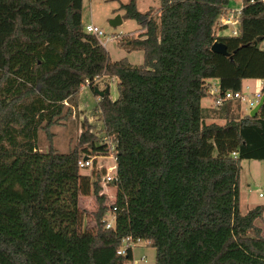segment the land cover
Masks as SVG:
<instances>
[{
  "label": "trees",
  "instance_id": "obj_1",
  "mask_svg": "<svg viewBox=\"0 0 264 264\" xmlns=\"http://www.w3.org/2000/svg\"><path fill=\"white\" fill-rule=\"evenodd\" d=\"M137 1L124 18L143 32L119 44L142 50L141 65L110 59L85 30L83 0H0V264H132L131 248L118 254L127 237L155 248L156 264H264V208L240 209L242 162L264 160V105L254 118L240 101L202 105L264 83V0H241L236 35L225 22L237 0H160L153 12ZM104 76L119 81L118 98L95 93L99 132L85 122L69 153L40 150V131L52 139ZM213 135L234 138L236 152L204 156ZM106 156L117 167L109 183L97 167ZM83 197L97 205L92 224Z\"/></svg>",
  "mask_w": 264,
  "mask_h": 264
},
{
  "label": "rangeland",
  "instance_id": "obj_2",
  "mask_svg": "<svg viewBox=\"0 0 264 264\" xmlns=\"http://www.w3.org/2000/svg\"><path fill=\"white\" fill-rule=\"evenodd\" d=\"M129 0H83V25H94L101 28L104 36L101 37V42L109 53L112 61L127 59L131 64L141 65L144 62L143 51L134 49L132 51L120 46L119 39L127 37L126 39L135 38L140 33V27L135 20L124 18L125 10L123 5L127 4ZM158 8L160 0H138L137 8L140 12H146L147 7ZM230 13L228 19H231L229 24V32L237 29V13L242 7V1H233L230 6ZM117 17H121L122 24L113 27L111 22ZM118 80L109 77H101L97 79L93 88L84 86L80 94L78 106L73 110V114L68 120H63L62 124L52 127V139H47V134L41 130L39 133L38 145L40 150L47 151L52 145L59 153H69L77 145H79V138L81 133L85 130L86 125L94 124L92 131H98L102 128L100 115L96 113L98 100L96 97V90L99 92L109 90L112 98H118ZM212 89L215 90L218 86V81L210 80ZM260 80H247L244 82V92L250 97L255 93L261 91L262 87ZM248 87V88H247ZM213 93V92H212ZM215 94V93H213ZM213 103V99H206L202 102L203 106H209ZM240 112L249 114L250 110L247 105L242 104ZM210 122V121H209ZM221 122V121H217ZM109 142V141H108ZM202 154L204 156H223L228 151L229 155L236 152L233 148L235 139L227 140L221 139L218 135L211 136L206 142ZM106 167V174L115 172L116 161L114 156H106L98 159L97 167ZM113 167V168H112ZM94 168L83 169L81 172L89 177L94 176ZM103 193L112 201L115 198L114 190L105 185L103 182ZM264 193V160H244L242 162V169L240 173V209L241 212L247 214L249 211L257 208H264V197L259 195ZM97 205L93 197H83L80 200V209L84 212V224L93 223V214L96 211ZM262 220L257 222V226L262 229L264 237V212ZM156 249L147 245L145 241L138 243L132 250V264H156Z\"/></svg>",
  "mask_w": 264,
  "mask_h": 264
},
{
  "label": "built area",
  "instance_id": "obj_3",
  "mask_svg": "<svg viewBox=\"0 0 264 264\" xmlns=\"http://www.w3.org/2000/svg\"><path fill=\"white\" fill-rule=\"evenodd\" d=\"M241 9L239 10H235L234 12L237 13V15L240 14ZM228 25L231 23V19H227L226 22ZM86 32L89 34H93L98 38H101L104 36V32L101 28L94 26V25H87L85 28ZM233 35H236L237 32L232 31ZM264 45V44H263ZM262 98V89L260 92L255 93L254 96L250 97L249 95L245 94L244 90L242 92H232V91H227L225 92L223 95H219L217 96L214 100H213V106L214 107H220L222 106L226 101H240L241 104L247 105L249 110L254 109L260 102ZM234 157H237V154L234 153L233 154ZM116 161V159H115ZM93 159H88V160H84L81 159L78 163L80 170L83 169H92L93 167ZM113 168V167H112ZM116 173H117V167L115 166V172L113 173L112 171L109 172L108 174L105 175L104 177V182L105 183H109L112 181L116 180ZM260 197H264V193H261L259 195ZM112 225V222L109 221L107 223V228H110ZM142 240L141 239H134L132 237H127L124 240V246L123 248L118 251L119 255H126L127 254V250L129 248H131L133 250V248L140 243Z\"/></svg>",
  "mask_w": 264,
  "mask_h": 264
},
{
  "label": "water",
  "instance_id": "obj_4",
  "mask_svg": "<svg viewBox=\"0 0 264 264\" xmlns=\"http://www.w3.org/2000/svg\"><path fill=\"white\" fill-rule=\"evenodd\" d=\"M111 24H112L113 27H117V26L121 25V24H122V19H121V17H117L115 20H113V21L111 22ZM260 40H261V39H259L258 41H260ZM218 49H219L220 51H223V48H222L220 45H218L217 43H215V44L213 45V47H212V51H216V50H218ZM106 92L108 93L109 90L107 89ZM96 94H98L100 97H102V96L104 95L103 92H99L98 90H96ZM263 105H264V96H262V98H261L259 104H258L254 109H252V110L250 111L249 116H251L252 118L256 117V116L258 115V113L260 112V110H261V108H262ZM88 159H89L88 157H84V160H85V161L88 160Z\"/></svg>",
  "mask_w": 264,
  "mask_h": 264
},
{
  "label": "crops",
  "instance_id": "obj_5",
  "mask_svg": "<svg viewBox=\"0 0 264 264\" xmlns=\"http://www.w3.org/2000/svg\"><path fill=\"white\" fill-rule=\"evenodd\" d=\"M138 2V1H137ZM156 8H154V7H151V6H149V7H147V11L146 12H153L154 10H155ZM143 32V30H140V33H142ZM247 81V80H246ZM261 81V80H260ZM245 82V81H244ZM263 81H261V87L263 88ZM248 88V87H247ZM243 90H244V87H243ZM218 91H219V89H218V86H217V88L215 89V90H213L212 89V92L213 93H218ZM242 105V104H241ZM204 107H206V108H209V107H213V103L211 104V105H209V106H204ZM251 111V110H250ZM210 121V122H209ZM217 122L218 120H208L207 122L208 123H211V122ZM218 123H223L222 121L221 122H218Z\"/></svg>",
  "mask_w": 264,
  "mask_h": 264
}]
</instances>
